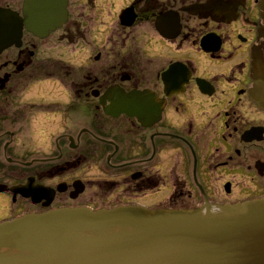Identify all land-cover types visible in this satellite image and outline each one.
Segmentation results:
<instances>
[{
	"label": "flooded vegetation",
	"instance_id": "1",
	"mask_svg": "<svg viewBox=\"0 0 264 264\" xmlns=\"http://www.w3.org/2000/svg\"><path fill=\"white\" fill-rule=\"evenodd\" d=\"M0 13V222L264 198L262 0H0Z\"/></svg>",
	"mask_w": 264,
	"mask_h": 264
},
{
	"label": "water",
	"instance_id": "2",
	"mask_svg": "<svg viewBox=\"0 0 264 264\" xmlns=\"http://www.w3.org/2000/svg\"><path fill=\"white\" fill-rule=\"evenodd\" d=\"M252 73L253 95L264 106L259 55ZM0 264H264V198L187 210L26 214L0 222Z\"/></svg>",
	"mask_w": 264,
	"mask_h": 264
}]
</instances>
